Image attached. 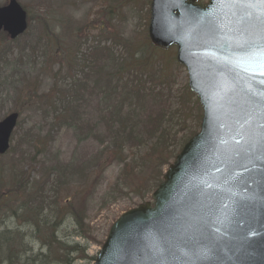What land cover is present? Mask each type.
I'll return each mask as SVG.
<instances>
[{
	"label": "rangeland",
	"instance_id": "1",
	"mask_svg": "<svg viewBox=\"0 0 264 264\" xmlns=\"http://www.w3.org/2000/svg\"><path fill=\"white\" fill-rule=\"evenodd\" d=\"M58 1L59 5L55 7L52 0H19L29 10L31 25L28 33L12 45L15 54L13 57L9 58L4 52L8 48L7 41L5 36H0V51L3 53L0 54L2 60L0 65V120L11 113L24 111L21 117L22 123L19 125L20 135L17 134L13 141V150L8 156L0 159V193L9 184L11 177L18 178L17 183L20 182L19 178L25 181L31 180L33 171L38 168V174L34 180L47 182V186L44 191L43 204L40 205L39 201L34 203L36 207L39 206L44 211V213L39 212L37 219L41 221L47 219L52 223L56 219V210L58 208L65 210L66 199H70L71 203L68 202L70 210L84 215L81 221L90 225L89 237L94 236L97 239V242L91 241V238L85 242V245H88L85 253L96 255L102 247L100 243L106 241L111 226L121 214H124L130 207L149 200V195L156 186L150 177L155 174L157 159L167 156L173 147L164 148L165 142L162 138L148 136L145 133L146 144L140 147L124 145L120 155L121 158L133 161L134 164L138 160L142 167L136 172L140 174L133 178L128 177L127 171L121 172L122 165L114 163V157L110 154L101 161L95 160L93 166L97 165V168L93 169L91 165H84L90 160L91 155H96V151L108 147L112 139L103 138L102 144L89 140L79 145L77 132L80 127L72 129L70 125L73 123L69 119H66L64 126L60 128V121H54L49 110L44 117V108L38 110L35 106L29 108L24 106L35 90L42 94L55 88L56 92L71 97L68 86L73 78L81 80L82 75H78L76 70H68L67 65L75 61L76 52L81 49L84 53L88 49L92 38L102 34V38L117 39L121 45L117 49L118 55L127 58L135 54L136 49L143 44L147 35L149 23L147 19L149 2L147 3V0H93L94 4L93 2H78L80 0ZM6 3L7 0H0V7ZM81 4H83V11L90 8L85 17L80 13V8L78 9ZM66 12H70V15L67 16ZM24 51H26L25 54ZM175 51L176 49L172 48V52L168 55L156 56L154 59L148 52L147 59L151 62L146 63L151 65L153 70L166 69V76L174 78L178 74L170 67V63ZM58 69H62L63 72L55 76L52 71ZM180 78L179 80L175 78L170 91L167 92L168 101L161 102L160 107L161 109L169 107L172 110L164 126L172 132L175 140L178 135H187L195 124V130H197L198 120L197 107L187 104V98L184 95V88L189 83L186 71L181 74ZM92 87H94V80L87 90L77 87L76 95L89 97L92 94ZM28 88L31 90L28 91ZM74 101L73 107L81 103V100ZM89 101L88 109L92 110L98 101L93 102V98ZM192 107L194 108L190 109ZM76 117V122L82 124L86 119L89 125L94 124L95 118L100 133L106 137L104 133H106L107 126L111 124L106 125L104 120H99L97 112L87 111L85 114H77ZM143 118L146 117L143 116ZM117 126L129 129L132 125L129 123L122 125L116 122L114 127ZM144 128L145 125L142 123L140 128L135 130L144 133ZM29 129L33 130V134L43 136L46 143L38 144L34 150L30 149L32 146L29 145ZM79 137L87 138L86 132L80 133L79 131ZM156 140L162 144V150L149 152L147 145H151ZM20 142L22 151L18 149ZM22 152L29 159L35 158L39 162L33 161L30 168L24 169L19 165ZM100 164H102L101 167ZM81 170L85 173L82 174ZM129 182L135 185L132 188L126 187L125 184ZM59 183L65 184L61 190H59ZM118 185H121L123 189L121 193L117 191ZM146 185L150 188L149 192V189L144 190ZM39 188L40 184L37 185V189ZM141 191L144 197L137 195ZM85 198H88V209L85 207ZM23 200L20 198L16 205H23ZM10 210L11 205L9 204H3L0 207V264L8 261L10 257L14 258V264L19 262L28 264L30 259H32L31 264L65 263V260L55 256L61 250L55 243L45 249L39 239L29 238L31 231L28 228L26 231L17 230L18 226L27 221L24 219L26 216L24 210L21 218L4 221ZM68 224H61L58 232L60 239L70 238L76 234L75 226L71 222ZM76 241L84 243L79 238ZM41 251L44 257L35 259V254ZM72 256L81 258L78 254ZM73 264L90 263L82 262L80 259Z\"/></svg>",
	"mask_w": 264,
	"mask_h": 264
},
{
	"label": "water",
	"instance_id": "2",
	"mask_svg": "<svg viewBox=\"0 0 264 264\" xmlns=\"http://www.w3.org/2000/svg\"><path fill=\"white\" fill-rule=\"evenodd\" d=\"M26 27H27L26 26V15L14 0H12L10 6L4 8V9H0V30L2 28H4L7 32H9L11 34L12 38H16L18 35L22 34L26 30ZM151 36H152L153 41L156 44H161V41L159 39H157L156 36L154 35L153 29L151 30ZM162 47H167V45H162ZM16 119H17V116L13 115L12 117H10L6 121V123L8 124V126L10 128H13V126L16 122ZM195 139L192 140L191 143L186 147V149L184 150L181 157H179V159H181L182 157H184L187 154V152L189 151V147L197 141ZM144 212H146V210L140 212L138 215H140ZM125 218L126 217H123L117 223V225L113 228V232L110 235L111 239L113 238L115 233L119 229H121L125 223H127V220ZM110 242H111V240L109 241V243ZM109 243L105 245L103 251L100 254V256H101L100 257V263L103 260V257L105 255V252L108 248Z\"/></svg>",
	"mask_w": 264,
	"mask_h": 264
},
{
	"label": "trees",
	"instance_id": "3",
	"mask_svg": "<svg viewBox=\"0 0 264 264\" xmlns=\"http://www.w3.org/2000/svg\"><path fill=\"white\" fill-rule=\"evenodd\" d=\"M98 52L100 54H102V56L104 55V49H99ZM8 54V53H7ZM103 58V57H102ZM102 58L99 59V61L102 60ZM110 62L113 63V67L115 69V73L113 74V76H106V75H101L100 79L101 81L104 80L106 83V86H108L109 88L113 89V83L117 82V83H122L124 82V80L126 79V75L129 74V72L131 71V66L129 63L122 61V60H115L113 55H110ZM103 62V61H101ZM105 63V62H104ZM123 92H124V96L126 98H128L130 95H135V96H140V95H144V94H149L152 95L154 94L153 91H151L150 89H146L144 87V85L142 84V86H138V85H133L132 87H128V85L125 84V86H123ZM114 114H117L114 112ZM128 138H133L131 137V135L127 136ZM121 139L119 136H117L115 138V140ZM115 147L118 146V141L113 143ZM115 154H117L115 152ZM12 191L9 193V195H12ZM77 226H80L82 228V230L84 229V225L82 223L81 220L77 221ZM54 230L51 231V233H49L48 237L51 236V241L52 243L56 242V238L54 237ZM75 250V249H74Z\"/></svg>",
	"mask_w": 264,
	"mask_h": 264
},
{
	"label": "snow or ice",
	"instance_id": "4",
	"mask_svg": "<svg viewBox=\"0 0 264 264\" xmlns=\"http://www.w3.org/2000/svg\"><path fill=\"white\" fill-rule=\"evenodd\" d=\"M260 3H261V4H264V0H260Z\"/></svg>",
	"mask_w": 264,
	"mask_h": 264
}]
</instances>
